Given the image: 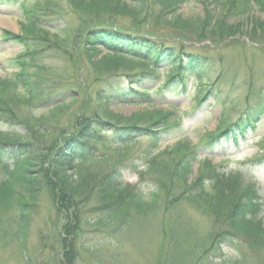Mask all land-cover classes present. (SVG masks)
<instances>
[{"label": "rangeland", "instance_id": "374dc122", "mask_svg": "<svg viewBox=\"0 0 264 264\" xmlns=\"http://www.w3.org/2000/svg\"><path fill=\"white\" fill-rule=\"evenodd\" d=\"M176 1L124 0L128 7L135 9L116 2L113 9L107 6L108 10L112 9L109 13L94 16L88 10L79 12L68 0H0V87L3 86L1 80L10 81L5 99L11 107L9 109L15 113L0 119V132L12 134L2 138L38 143L45 151L52 138L61 136V141H65L60 152L54 154L53 151L55 163L69 158L71 141L87 149L86 158H89L84 165L75 163L73 168L69 166L72 161L67 165L59 163L64 165L61 170H65L70 190H82V200L77 202L79 221L74 224L69 220L63 225L61 240L53 237L54 228L60 229L62 222L69 218L65 217L66 210L49 203L43 185L36 192L32 201L34 205L27 213L23 243L19 236L18 208L12 204L0 207V264H70L71 260V264H264V207L258 216L260 229L256 227L235 233L236 239H225L218 249L215 245L218 240L217 225H222V219L216 218L214 223L206 212L202 213L185 201L173 200L170 209H165L163 206L168 203L161 201L159 211L147 216L132 213L118 230L116 221L111 226L100 223L99 215L109 206L101 208L103 202L98 200L95 175L118 168L119 175L113 173L108 178L111 181L121 180L127 186L122 191V200L128 198L135 188L147 192L148 185L154 180H150L144 170L145 159L152 147L148 139L140 138L132 145L116 148L111 142L114 141L113 134L104 130L102 123H97L95 130L90 128L91 122L100 120V116H96L98 113L107 112L116 126L127 124L137 128L149 127L158 117L173 113L170 118L180 120L181 125L169 131L168 136H162L159 150L152 154L163 152L177 143L179 148L171 151L169 156L160 153L158 157L160 166L165 165L170 171L179 158L184 160L194 150L196 160L190 163L191 175L188 178L192 182L200 167L204 170L214 168L223 173L242 172L247 161L264 154V116L244 142L235 145L218 141L209 150L199 149L202 141L208 140V135L220 122V126L233 124L264 97V24L260 22L264 21V14L258 12L255 5L254 9L241 14L245 0H204L206 3L203 5L197 0H184L178 8L182 20L192 21L197 15L203 16L207 10L208 14L219 17L224 15L223 7L226 6L225 9L231 7L233 12L226 14L224 21L236 25L239 30L235 27L225 30V26L219 24L213 30L208 21L202 28L193 23H190L192 27L188 23L173 26L167 9ZM117 7L120 10H115ZM28 18L36 19L38 27L34 28L40 39L34 38L35 35L29 36L26 30H20V22L37 26L28 23ZM99 21L112 29H122L127 33L136 31L147 35V38L165 39L169 43L175 41L174 37H190L191 40L185 43L192 44L184 45L185 49L206 53L210 57L206 62L209 64L206 70L209 76L203 81L205 87L211 88L210 98L200 108H195L193 99L198 87L184 94L179 93V98L176 93L172 94L167 101L162 100L154 89L152 103H130L117 98L115 94L125 85V78H131L133 72H140L145 63L138 64L136 60L128 59L109 61L108 58L114 57L106 55L104 59L101 55L107 52L103 47L87 46L83 40L85 30L97 26ZM239 24L242 25L240 28ZM1 30L19 34L15 37L8 34L9 39H5L6 35ZM65 33L68 40L63 45ZM57 38L60 41L52 42ZM21 72L27 73V92L23 89L24 85L15 82L17 73ZM140 77L137 75L131 80ZM145 77L147 75L141 78L142 83L148 79ZM72 89L77 92L71 93ZM14 93L21 96L35 93L36 96L33 101H24ZM64 93L67 97H75L59 108L51 109L49 112L52 114L47 115L49 107L66 97L61 96ZM41 115L45 116L44 119L34 124L35 128L30 126L34 122L33 117ZM88 116L93 121H88ZM101 141L114 148L104 149ZM8 148L1 145L0 153H6ZM204 157L207 158L204 160ZM37 159L38 164L40 159ZM242 173L243 179L229 176L232 178L229 193L220 198L221 202L233 203L231 197L236 198L253 183L256 195L264 203V163L256 170ZM2 177L0 175V181ZM83 178L88 180L83 183ZM107 203L113 205L114 202ZM223 207L225 211L230 209L229 206ZM95 220L99 222H92ZM178 225L181 228L179 233L174 228ZM114 227L115 231L110 233V228ZM60 248H63L62 255H55L56 249Z\"/></svg>", "mask_w": 264, "mask_h": 264}, {"label": "trees", "instance_id": "16d2710c", "mask_svg": "<svg viewBox=\"0 0 264 264\" xmlns=\"http://www.w3.org/2000/svg\"><path fill=\"white\" fill-rule=\"evenodd\" d=\"M68 1L70 5L79 12L81 10H88L90 13L93 12L94 16L109 13L113 9L115 3L118 2L117 0H105L107 1L106 3H104V0ZM178 1L182 2V0ZM119 3L128 7V5L124 2ZM178 4L179 3L176 2L167 9V13L169 14L168 17H170L174 24L180 25L183 23L185 25L188 23V26H191L190 23H193L194 25H198L200 28H202L204 22L208 21L207 23L211 24V28H213V30L217 28V24L220 26H225V30L232 29L233 27H235L236 30H239L236 25H230L224 21L225 15L232 12L231 10H227L225 15H219L217 18H213L209 14L205 16L197 15L198 17L196 16L192 21H190L184 19L182 20V18L179 17ZM254 5L258 8V12L260 11L264 14V0L243 1L242 8L240 9L241 14H245L250 9H254ZM107 6H111L112 9L108 10ZM117 6L120 5L117 4ZM128 8H132L133 10L135 9L134 7ZM118 9L119 8L117 7L115 10ZM201 18H205L206 20H202ZM260 22L264 24V21L261 20ZM99 25L100 26L97 25L96 27H92L90 30H85L88 32H85L84 34V41H87V44L92 46H103L107 49V51L111 52V56L114 57L147 61L146 63L149 66H154V63L158 64L162 62L161 60L163 59L169 60V62H166L171 68L173 64L176 65L174 68L176 74H183L178 72L179 66L176 62H173L174 57L177 55L176 47H171V49L167 51V48L158 46L152 40L143 38L142 36L127 34L122 32L120 29L106 28V25L102 21H99ZM238 26L240 28L242 25L239 24ZM34 31L36 30L31 28L25 33L32 34ZM43 34L45 35V33ZM74 36L78 38L77 34ZM42 39L44 40V37ZM67 40L68 37L63 39L64 42ZM105 57L106 55L104 56V59ZM169 57L172 58L170 59ZM187 57L190 60L195 61L194 65L197 68L202 67V65L206 63L202 59V56L199 57L198 55L194 56L189 54L186 56V58ZM108 59L109 61H121V59L117 58ZM198 63L201 65L197 66ZM17 74L19 75H17L15 82L24 85L23 89L26 90V92L29 91V81L28 78H25L27 73L21 72ZM1 82L3 86L0 87V119L2 117H9L10 114L15 115L12 109H9L11 107L5 99V91L7 86H9L10 81L2 80ZM133 90L134 89H132V91ZM202 92H204V94L198 99V103H200L199 100L204 102L210 95L209 89ZM141 93L137 92L136 94L141 95ZM14 94H16L18 98H22L24 101H33L35 99L34 96H36L35 93H28L22 96L18 95L17 93ZM40 99L41 98L38 100ZM63 103L64 102H59L57 105L49 107L47 115L52 114L49 112L51 109H57ZM249 108L250 110L245 113L243 117L238 118V120L234 122L233 125L229 126L231 128L226 130H224L225 128L218 131L216 130L215 132L209 134L208 140L202 141L204 143L201 149L212 148L213 144L211 142L213 140H232L235 145L243 142L244 139H246L250 134H252V132L255 131L256 125L261 119L260 117L264 115V97H261L259 102L254 103L253 106ZM96 116H100V120H98V122L91 120L90 116H88V121H93L89 125L91 126L90 128L95 130L97 129V126L95 125L97 123H102L104 130L110 134H113L111 136L114 137V141L111 142L115 143V146H117L116 148L122 145H132L140 138L148 139L152 147L148 158L145 159L146 164L144 165V170L147 171L150 180H154L153 183L148 185L147 192L135 188L133 191H131L130 196L125 198L127 200H122L120 199L122 195H124V192L122 191H124L127 186L124 185L121 180L111 181L108 178L110 177V174L113 173L119 175L120 172L118 168L110 170L106 173H98L95 175V184L98 186L97 193H99L98 200L103 202L101 204V208L109 206L106 210L102 211V214L99 215L101 224L105 226H111L114 225L116 221V225L118 224V226H116L118 227L116 230H118L126 222L128 216H132V213L143 214L147 216L150 213L159 211L158 207L161 201L168 203L163 206L165 209H170L173 207V200H179L180 202L185 201L195 206L204 214L206 212L207 216L212 217L211 220L214 223L216 218L222 219V225H217L219 226V230L217 232L218 240L215 241L216 249H218L220 242L225 241V239H229V237L236 239L237 237H234L235 233L247 232V229L256 227V229L261 228L258 216L260 214L259 212H261L263 208V200L256 195L252 183L246 190H243L240 194H238L236 198H234V196L231 197V200H233V203L231 204H227L226 201L221 202L220 198L223 195L229 193V182L232 180V178L229 176H236L237 178L243 179L242 172L248 173L264 163V154L258 155L252 160L247 161V163H245L243 166L244 168L241 169L242 172L238 170L236 173H223L222 171H216L214 168L204 170L202 167H200V169H198V173H196L197 176L192 182L188 181V177L191 174L190 163L196 160L197 153L194 150L190 151L187 154V157H184L185 161L179 158L171 167L170 171H167L165 165H163V167L160 166L161 160H159L158 157H160V153L163 155L167 154L169 156L171 151H175L179 148L177 143L172 145L170 148L163 150V152L160 151L152 154L153 151L159 149L161 137L168 136L169 131H171L172 128L178 124L177 122L171 121L167 115L158 117V119H155L153 122H151V126L149 127L146 126L139 128L127 124L123 126H116L113 121L110 120L107 112L105 114L98 113ZM44 117V115H41V117H33L34 122L31 123L30 126L35 128L34 124L37 125V122L44 119ZM18 122L25 124L20 119H18ZM7 135L12 134L10 132L5 134L4 132H0V146L2 145L4 148L10 147L6 150V153H0V175L3 176L2 180L0 181V207L4 204H12L18 208V227L19 231H21V235L19 236L23 243L25 240V236H23V230L25 228L26 216H28L27 213L30 211V206L34 205L32 201L36 198V192H38L40 186L43 185L45 188L44 192L47 194L49 203L57 204L58 209L62 208L63 210H66L67 213H64L65 217L69 218L68 220L66 218L65 221L62 222L60 229L54 228L53 237L61 240V236L64 234L63 225L69 220H72L74 224L78 223L79 221L80 217L78 214L79 208L77 206V202H81L80 200H82V190H70L71 186L68 183L65 170H61L64 165L60 166L59 163L65 165L69 164L68 161L73 157L74 154L79 155L80 159L78 160L79 157H76L73 160V165L74 163H81L82 166L89 160V158H86L88 155L87 149L84 150L83 148H80L81 145L79 143L71 141L69 144V158H66L65 162L55 163V160H53V151L55 154L58 145L54 146V144L60 143L62 138L61 136L57 139L52 138V143L44 151L42 150L41 145L38 143H32L28 140L16 142L2 138L6 137ZM92 140L96 142L94 139H91V141ZM131 141L133 142L129 143ZM100 143L101 147L106 150L108 148H114L113 146L107 145V142L105 143V141H101ZM2 156H5V158ZM38 157L40 160L37 164ZM205 158L206 157H204V160ZM9 161L12 162V164H8L7 162ZM35 167L37 168L35 169ZM86 179L88 180V178H83L82 182H86ZM15 187H18L19 189H15ZM104 200L107 201L104 202ZM108 201H113V205L107 203ZM223 206H229V211H225V207ZM101 217H104L105 219L102 220ZM99 220L92 222H99ZM116 227L113 229L110 228L109 232H114ZM179 227V225L174 227L178 233L181 229ZM55 253V255L60 256L59 254L63 253V248L58 250L56 249ZM71 263L72 260L70 264Z\"/></svg>", "mask_w": 264, "mask_h": 264}, {"label": "bare ground", "instance_id": "6f19581e", "mask_svg": "<svg viewBox=\"0 0 264 264\" xmlns=\"http://www.w3.org/2000/svg\"><path fill=\"white\" fill-rule=\"evenodd\" d=\"M169 58L171 59L172 57H169ZM198 65H201V64L198 63L197 66H198ZM202 66L205 67V64L202 65ZM175 80L180 81V82H183L182 80H179V79H175Z\"/></svg>", "mask_w": 264, "mask_h": 264}]
</instances>
